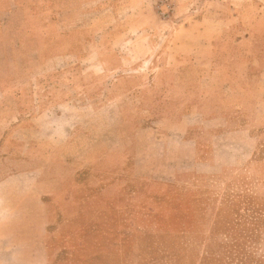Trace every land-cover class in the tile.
<instances>
[{
	"label": "rangeland",
	"instance_id": "rangeland-1",
	"mask_svg": "<svg viewBox=\"0 0 264 264\" xmlns=\"http://www.w3.org/2000/svg\"><path fill=\"white\" fill-rule=\"evenodd\" d=\"M81 1L34 3L11 17L20 18L23 27L7 29L10 35H47L49 62L38 66L45 73L40 84H56L60 91L44 95L60 100V127L82 129L93 138L61 139L59 147L50 140H30L25 152L26 121L14 122L20 93L0 94V178L61 152L75 164L80 153L95 158L86 168L70 167L74 199L70 204L57 198L59 215L47 233L49 264H264V106L253 98L258 95L253 88L243 92L247 81L254 84L243 70L256 57L264 60V0H157L150 5L157 24L130 28L133 20L150 18L141 8L124 7L101 31L95 28L96 12L116 0L61 12ZM0 15L1 22L8 18V13ZM195 20H204V38L214 39L211 60L189 56L182 60L186 66L180 75L165 67L162 56L152 66L161 68L156 78L124 75L116 82L123 83L122 89L111 86L117 78L112 72H129L138 57L162 54L161 43L170 45L179 24ZM99 41L112 57L104 73L97 60ZM6 51L18 57L8 61L9 71L18 73L13 81L24 78L27 86L34 85L26 74L35 66L23 61V43L8 45ZM213 94L228 97L231 127L250 129L256 141L251 157L243 161L237 157L242 152L233 149L226 155L223 149L214 164L207 163L203 155L181 158L174 143L164 155L157 139L174 131V120L191 110L194 99L206 101ZM35 95L25 92L27 103Z\"/></svg>",
	"mask_w": 264,
	"mask_h": 264
},
{
	"label": "crops",
	"instance_id": "crops-1",
	"mask_svg": "<svg viewBox=\"0 0 264 264\" xmlns=\"http://www.w3.org/2000/svg\"><path fill=\"white\" fill-rule=\"evenodd\" d=\"M103 1L105 0H84L79 5L77 4L67 8L61 7V12L77 11V9L83 6L97 3L101 4ZM155 1L157 0H116L112 3H107L96 12L98 21L95 28L101 31L107 24H112V22L108 21L109 18L111 16L119 17L124 7L130 11H136L141 8L145 13L144 17L151 19L133 20L128 25L130 28L135 27L140 30L151 27V23L154 25L159 22L151 18L152 14L150 11L152 8L150 5H153L152 3ZM173 1L176 2V0ZM45 2L46 0H36L35 2L33 0H0V14L8 13V18L3 19L2 22L0 21V64L2 61L5 62L3 65L5 71H0V80L5 79L4 82H1L0 94L5 97L13 93H20L17 99L18 101L15 104V108L18 110L14 122L26 121L28 131L23 139L26 141L25 152L28 150L27 141L30 140H50L49 145L59 147L61 139H93L91 134L85 130H70L67 127H60V100L57 97L49 98V95H44V92L51 94L60 91V88L56 84H52L51 86H48L50 84L45 85V83L40 84L45 73L40 72L38 66L49 62L46 48L47 35L44 33L31 35L24 31L21 35L7 34V29L9 30L11 27H23L20 18L18 19L19 23L11 19L14 14L29 10L34 3L44 4ZM204 26V20H195L193 22L179 24V27L175 30L176 33L173 34L172 40H170V45L168 43H161V48L165 49L162 54L158 53L159 50L153 58L147 56L138 57L136 61L138 63L129 72L126 69H120L115 71V73L111 71L113 76L117 77L111 83V86L115 85L118 89H122L124 87L123 83L117 84L116 82L120 81L124 75L129 76L132 74L131 76H135L141 73L144 75L149 74V76L154 75V78H156L161 68L157 67L152 70V66L162 56L166 61L165 67L180 75H182V69L186 66V63L182 60L189 56L194 57L197 61L211 60L213 49L215 48L214 39L204 38L206 36L203 35ZM193 30H195V35H190L189 33H192ZM191 37L196 39L195 42L192 41ZM175 38H178V42L175 41ZM17 41H21L23 43V49H25L24 53H21L23 61L35 66L32 72H29L30 74H26L30 79L34 78V85L30 83L27 86V83L22 82L24 78L20 81H13L12 77L18 76V73L9 71L7 67L10 65L8 63L9 60H15L18 57L8 55L7 51L5 52L6 47L17 43ZM172 44H174V47ZM116 48L118 50L117 45H113V50ZM106 50L107 46H104L102 41H99L97 60L101 69H103V73L109 70L108 66L112 60L111 55ZM144 60H146L145 63L143 62ZM258 62L256 57L254 61L252 60V66L250 67L248 65L249 68L246 66L247 68L243 70V76L246 79L254 77L253 86L247 81L248 87L244 88L243 92L248 93L253 88V92L258 93V95L252 97L256 98L261 106H264V60L260 61L259 64ZM253 66H256L258 71L253 72ZM19 75L25 74L20 73ZM152 84L149 83L148 86L153 87ZM143 86L145 85L142 83L137 85V88ZM108 88L107 85L105 89ZM27 91L31 93L35 92L36 94L35 98L29 103L25 100V92ZM179 91H182V89H179ZM184 91H186L185 88ZM212 92L216 91L214 90ZM213 95L206 99L208 102L206 105L204 104L206 101L194 99L191 110L179 114V118L174 120V131L172 133L164 132L162 137L157 139L164 149V155L169 145L174 143L179 146L181 158H190L191 156L196 158L203 155V157H207L204 160L207 163H212L221 154L220 152L223 149L227 151L226 155H232L229 154L231 150L237 149L243 153L237 156L240 159L243 158V161H247L251 157L256 141H253L250 129L246 126L231 127L230 123L233 119L227 111L228 107L225 106L229 100L226 99L228 97L226 95ZM185 96L187 97V95ZM244 99L246 103H249L247 96ZM187 102V99H185L183 106ZM249 105L251 106V103ZM29 109H33V111L28 113L27 111ZM251 122L254 123V121ZM193 130L195 132H192ZM197 130H200V132H197ZM57 141L58 143H56ZM23 154L25 155L24 152ZM65 156L61 152L57 157H45L43 164L9 172L0 178V264H49L47 233L49 223L55 220V215H59L57 198L61 197L60 200L63 199V201L70 204L74 199L70 191L74 187L70 167L77 165L78 170H80L86 168L89 162L95 159L88 160L85 153L84 157L80 153L76 159L78 164H75V162L66 161ZM22 157L26 160L28 158H36L34 156H27L28 158ZM211 157L214 158L210 162ZM37 159L38 161L42 160L41 158ZM231 159L228 160L229 163ZM173 161L175 163L176 158H173ZM173 170L175 172V169ZM69 197L71 198L68 199Z\"/></svg>",
	"mask_w": 264,
	"mask_h": 264
}]
</instances>
